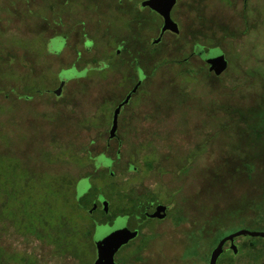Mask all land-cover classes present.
<instances>
[{
    "label": "rangeland",
    "instance_id": "rangeland-1",
    "mask_svg": "<svg viewBox=\"0 0 264 264\" xmlns=\"http://www.w3.org/2000/svg\"><path fill=\"white\" fill-rule=\"evenodd\" d=\"M141 1L0 0V200L26 181L41 190L38 179L65 173L67 190L50 200L72 203L71 183L87 177L79 181L78 199L90 184L92 202L108 204L111 215L132 210L138 195L142 203L170 207L165 220L146 219L143 232L154 238L130 263L163 256L164 264H180L195 232L207 264L216 240L244 229L264 232V146L250 143V125L260 121L246 116L264 105V0H249L247 9L245 0H179L178 35L166 34L154 46L149 40L158 39L162 20ZM81 33L91 37L89 51ZM196 42L223 50L228 67L218 77L192 54ZM116 48L124 49L119 58ZM136 57L144 78L110 139L112 112L138 80ZM186 57L188 65L180 64ZM74 62L78 73L69 75ZM122 74L133 79L127 88L125 80L119 84ZM249 156L252 177L244 163ZM105 158L113 160L110 171ZM15 205L0 211L6 254L30 264H81L22 236L29 210L13 213ZM255 241L257 250L247 248ZM235 244L239 253L223 252L217 264L262 263L264 238L241 236ZM93 259L90 248L84 263ZM0 264L16 263L4 254Z\"/></svg>",
    "mask_w": 264,
    "mask_h": 264
},
{
    "label": "trees",
    "instance_id": "trees-1",
    "mask_svg": "<svg viewBox=\"0 0 264 264\" xmlns=\"http://www.w3.org/2000/svg\"><path fill=\"white\" fill-rule=\"evenodd\" d=\"M68 8L66 7L67 10H69ZM137 16L138 18H140L139 16H141V14H138ZM154 16L158 18V15L154 14ZM154 21H156V19ZM155 47L152 50H155ZM187 58L188 57L181 60L180 64L188 65ZM136 59L137 64H139L140 61L137 57ZM187 71H189V73H192L191 70ZM218 76L219 75H217V77ZM258 81H260V79ZM260 95L264 100V88L261 89ZM246 116L247 119H250L251 117L252 119L255 118L260 121V124L257 127L250 125V127H252L251 130L255 131V135L252 136L254 138L251 139L250 143H255L256 140V142L259 141L264 146V105H258L255 110H247ZM250 158L251 156L247 158L248 160H244V163L246 162V170H250V177H252V172L255 171V167L254 163L250 162L251 160L249 161ZM83 179L87 180V177L81 178L78 181L76 179L71 183V195L73 199L72 203L69 202V199H67V201H64L61 205L53 204L50 200V194L57 196L60 195L62 191L67 190L64 186L69 183L68 174L56 173L55 175H51L49 177L44 176L43 178L38 179L37 182L39 184L42 182L41 190L37 189V187H31L29 182L26 181L25 188L19 189L17 191L11 190L10 192L4 193V198L2 199V201L0 200V211L3 208H9V205L11 203L16 204L14 207V209L16 210H12L13 213H18V211H20V209H23V207L25 206L26 209H28L29 211L28 213H24L25 223L24 227L22 228V236H24L25 238L34 237L36 239H39L40 241L52 245L56 253L60 256H70L78 260L81 264H85V256L89 252L90 248L94 249L92 235L95 230L96 221H99L100 223H106L105 221L108 220L111 223L115 216L111 214H106L104 211H101L102 216L100 218L95 219V214H90L88 210L92 209L93 206V199H90V191L92 188L90 184L88 195H86L85 197L78 199V193L76 195L75 192L77 188L76 186H80L79 181H84ZM43 184L47 186V188H43ZM51 186L55 188L52 187V189H50L49 187ZM83 186H85L84 183ZM95 190L98 189L95 188ZM76 197L78 200L76 199ZM141 198H143V196L138 195L135 199H131V201L134 202V205H132L134 209H138L140 206L143 209L144 206L142 203H140ZM9 199L11 202H9ZM69 207L71 210L70 212ZM258 207H260V205ZM261 214H263V212L260 213V215ZM85 215H89L91 220L87 219V216L84 217ZM142 216L144 217V214H142ZM87 221L91 222L87 225ZM218 241L220 240H216L215 243H213V247L218 243ZM258 245L259 244L255 241L247 245V248H249L250 250H257ZM4 254L6 255L9 261H13L16 264H30V260L28 258L18 256L12 253L6 254L4 250L0 248V259L4 257ZM260 257V255L257 256V258L259 259Z\"/></svg>",
    "mask_w": 264,
    "mask_h": 264
},
{
    "label": "flooded vegetation",
    "instance_id": "flooded-vegetation-1",
    "mask_svg": "<svg viewBox=\"0 0 264 264\" xmlns=\"http://www.w3.org/2000/svg\"><path fill=\"white\" fill-rule=\"evenodd\" d=\"M125 1H129V2H133V0H125ZM144 0H142L141 2H140V5L142 6V2H143ZM249 0H245V4H244V7H246L245 9H247V6H246V4H247V2H248ZM179 3V0H176V4L174 5V7L172 8V11H171V17H172V19H173V21L178 25V27H179V24H178V22H176L174 19H175V10H176V8H177V4ZM121 4H123V0H121ZM84 5V4H83ZM71 10H73V8H71ZM146 10H147V8H146ZM148 10L149 11H151V12H154L155 14H157L155 11H153V10H151L150 8H148ZM153 14V13H152ZM174 14V15H173ZM158 15V17H160L161 18V20H162V23H161V27H160V29H159V35H158V39H156V40H153V39H150L149 40V43H150V46H154V42L155 41H157V40H159V42L158 43H156L157 45L160 43V41H161V37H164L166 34H173V35H178V34H175V33H173V32H171V31H166L165 33H162V26H163V18L159 15V14H157ZM61 20V22H62V19H60ZM67 21V20H66ZM62 24H64V23H62ZM82 26H84V23L83 24H81ZM55 32H57V30H54ZM82 35H83V42H82V44H83V46H84V49L86 48L85 47V45H86V43L87 42H92V40H90L89 38H91V37H88V35L86 34V33H81ZM58 36H55V34L54 35H52L50 38H49V40H48V44H49V41L50 40H53V39H55V38H57ZM69 38H70V33L67 35V38H64L65 39V44L66 45H69ZM160 38V39H159ZM90 40V41H89ZM120 41H123V42H125V40H119V41H117V42H120ZM198 42H196V43H194L193 44V46H195L196 44H197ZM48 44H47V47H48ZM116 45H117V43H116ZM125 45V44H124ZM124 45H123V48H124ZM69 47H70V45H69ZM123 48H119L118 50H117V48H116V52L114 53V57H115V55H117V57L119 58L120 57V55H121V53H122V51L124 50ZM194 48V47H193ZM86 50V49H85ZM86 51H89V50H86ZM62 54V53H61ZM82 54H83V52L81 51V50H77V52H76V56H77V61L76 62H78L81 58H82ZM192 54H193V49H192ZM51 55H54V54H51ZM200 59V58H199ZM139 60V59H138ZM201 60V59H200ZM136 61H137V59H136ZM76 62H74L70 67H69V75H70V72L71 71H74L75 73H73V74H76V73H78L77 71H78V65H77V63ZM127 62V60L126 59H120V61H119V63H120V65L121 66H123V65H125L124 63H126ZM203 62V61H202ZM130 63V62H129ZM204 63V62H203ZM205 64V63H204ZM207 65V64H206ZM121 66H119V67H121ZM132 66L133 67H135L136 68V72L138 73V80H137V82L136 83H134V85L132 86V88L129 90V92H127V90L128 89H126V92H127V94H126V96L119 102V103H117V105H116V107L114 108V110L121 104V103H123L125 100H126V98L132 93V91H133V89L138 85V83L139 82H141L140 80L142 79V78H144V76H140L139 74H141V75H143V73H142V68H141V66H140V64H136L135 66L132 64ZM208 67H210L209 65H207ZM124 76V74H122V76L120 77V85L121 84H123L122 82H123V80H125V86H126V88H127V85H129L130 86V84L133 82V79H131V80H127L126 78H124L123 77ZM139 76H140V79H139ZM72 79V78H71ZM69 80V81H72V80ZM127 81H128V83H127ZM133 95H134V93L131 95V99H130V101L132 100V98H133ZM129 101V102H130ZM129 102L127 103V104H125L122 108H121V112H120V115L124 112V109H125V107L127 106V105H129ZM114 110H113V112H114ZM113 112H112V116H111V124H112V120H113ZM120 115H119V117H120ZM248 116V115H247ZM120 121V118L118 119V122ZM105 159H107V160H109V167L108 166H106V168H108L109 169V171H110V168H111V166H112V164H113V160L112 159H108V158H105ZM77 188H76V195H77V190H78V185L76 186ZM132 202V201H131ZM156 202V201H155ZM134 202H132V205H134L133 204ZM140 203H142V202H140ZM143 204V209L141 208V206L138 208V209H134V207H132V210H122V214H119V215H113V216H115L114 218H113V220H112V222L110 223L105 217V219L107 220V221H105L106 223H100L99 221H96V225H95V228L98 226V225H113L115 222H116V220H118L119 218H124L125 219V221H126V224H127V227H128V229L131 231V232H133V233H137V236L135 237V238H133V239H130L129 241H127V242H125L117 251H116V253H115V255H114V262H115V264H133V263H130V260H131V262L133 261V260H135V259H137V260H140V257H139V255L138 254H140L143 250H144V248L148 245V243L154 238V234H148V235H145L144 234V232H143V229L146 227L145 225H147V223L145 222L146 221V219H154V220H156V222L158 223V222H161V221H163V220H165L166 218H167V216H168V213H169V209H170V207L169 206H167V205H165V206H167V216L164 218V219H158V218H151V217H149V215L150 214H152V213H154L155 212V210H156V208H157V206L158 205H161V203H154V202H151V203H147V204H145V203H142ZM100 205H101V207H100ZM162 205H164V204H162ZM92 211V212H91ZM101 211H104L106 214H110L109 213V211H108V213L104 210V205L102 204V202H100L99 201V199H98V201H95V202H93V206H92V209H90L89 210V212H90V214H96L97 212H100L101 213ZM131 213V214H130ZM142 214H144V217L142 216ZM102 215V214H101ZM187 217V216H186ZM186 222H187V218H185V220H183L180 224H186ZM131 224H133V226L131 225ZM179 225V224H178ZM148 226V225H147ZM94 235H95V230H94V233H93V235H92V241H93V244H94V249H93V252H94V259H93V261H91L89 264H94V262L96 261V259H97V249H96V245H95V243H94ZM221 240V239H220ZM235 240H236V238H235ZM219 242V241H218ZM235 243V242H234ZM218 244V243H217ZM217 244L210 250V252H209V255H208V258L206 259V262H207V264H209V260H210V257H211V254H212V251H213V249L217 246ZM230 245H231V243L230 242H227L226 244H225V246H224V251L223 252H229V253H231V254H233L234 256H236L237 255V253H239V252H237L236 254L231 250V248H230ZM236 245V244H235ZM200 246H201V240H200V235L198 236V235H196L195 234V232H190V235H189V238H188V246H187V248L185 247L183 250H182V252H181V254H180V264H201V262H202V259H203V256H202V254H201V251H200ZM237 246V245H236ZM237 249H238V246H237ZM164 259H163V256H161V258H160V260L159 259H157V258H155L152 262L150 261V263L149 264H164V261H163Z\"/></svg>",
    "mask_w": 264,
    "mask_h": 264
},
{
    "label": "water",
    "instance_id": "water-1",
    "mask_svg": "<svg viewBox=\"0 0 264 264\" xmlns=\"http://www.w3.org/2000/svg\"><path fill=\"white\" fill-rule=\"evenodd\" d=\"M176 0H144L142 7L150 8L163 18L162 33L171 31L173 33H179L178 25L173 21L171 17V11ZM159 40L155 41L158 43ZM193 54L200 58L205 64L209 65V71L215 73V75L222 74L228 67V61L221 48L207 49L202 44H196L193 48ZM140 82L133 89L132 93L121 103L113 112V120L109 130V138L113 139L116 136L118 129V119L121 112V108L127 104L131 98V95L138 89ZM104 210L108 213V204L104 205ZM92 212V211H91ZM167 216V206L158 205L155 212L150 214L151 218L164 219ZM124 218H119L113 225H98L95 228L94 243L97 249V259L94 264H115L114 255L116 251L127 241L137 236V233L131 232L124 222ZM241 236H248L251 238H264V232H256L249 230H239L235 233L227 235L222 238L217 246L213 249L209 264H217L219 257L224 251V246L227 242H230L231 250L236 254L238 252L235 245V238ZM264 264V258L262 263Z\"/></svg>",
    "mask_w": 264,
    "mask_h": 264
}]
</instances>
